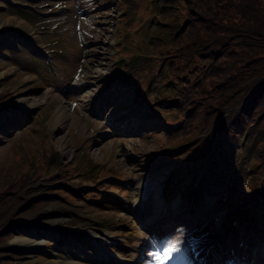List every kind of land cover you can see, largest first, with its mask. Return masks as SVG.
Wrapping results in <instances>:
<instances>
[{
    "label": "rangeland",
    "instance_id": "374dc122",
    "mask_svg": "<svg viewBox=\"0 0 264 264\" xmlns=\"http://www.w3.org/2000/svg\"><path fill=\"white\" fill-rule=\"evenodd\" d=\"M94 6H99V0H95ZM164 0H152L151 5L153 10L157 9L160 10L163 7ZM12 3H18V4H24L21 0H14ZM45 3V2H44ZM42 3V4H44ZM50 3L51 12H55L53 14V18L51 19V22L54 24H62V29L64 30L67 37L75 39L74 35V24H75V11L73 10V7L70 4L61 3L58 7H54V2H46ZM141 1L138 2L140 4ZM12 6V4L3 7L0 11V21H4L7 19L8 13V7ZM106 9L105 8H98L95 9L92 13H95V16L100 21H104L105 25H100L98 28V24H93V29L90 31L92 32L91 36L99 37L100 36V42L108 41L111 39L110 34L107 32V30H110V26L114 24V15L115 13L110 8L104 13ZM138 15L131 16V19L133 20L134 24L135 22H138L140 20H143L145 16L141 15L142 11L144 9H136ZM109 15V16H108ZM109 19L108 23L107 21L103 19ZM150 22H153V27L150 28ZM162 24H164V21L160 18V14L153 13V15L150 18V21L147 25L143 27V34H148L152 30H161ZM122 32L129 31L123 30V28H120ZM45 41H47L48 36L47 32H43ZM113 39H111L110 42H112ZM100 44V43H99ZM99 44H96L92 46V49H94L95 53L90 56V60L88 65H97L99 66L100 72H106L107 69L104 67H101L102 64V55L99 53H107V48L99 46ZM107 46H110L107 44ZM77 57L76 54H73L72 57L67 58L66 60L57 63V65H60L61 63L66 64V62H69L67 64L68 66L74 61V59ZM105 65L107 63H104ZM27 67H32V65L26 63ZM45 63L40 62L38 66V70L45 69ZM91 71H86V74L84 77L88 78L87 76L93 75L95 76L94 79H84V77L79 81H85L86 83L89 82V85H85V82L83 85H79L78 88L74 90H70L68 93L71 95V100L68 101L67 99H64V102L66 103L64 106V110L66 111L64 114V117L61 121H56V131L54 134L50 135L49 141L44 142V145L55 144L56 153L58 154V157L66 158V160H70L71 164H74L78 161V164H74L78 170L82 171L83 163L78 159V155L76 153L75 147L77 144L73 145V141H71L72 137H70L71 130L73 131L74 136L76 137V141L80 143H84L82 146V150L85 151L90 160L91 164L93 166H97L99 168V171H112L115 173L117 170L120 172L117 168V166L120 165V170L122 173V176H118L119 178L128 179L130 177L131 171L136 170L135 162L144 154L143 152L150 150V146L154 145L155 139L152 136H145L140 134V130L135 128L134 126H129V124H126L123 122V119L126 121L132 120V122H136V119L132 118L131 116L127 115H121L119 116V110L116 108L118 105L128 104V99L126 97H122V100L116 99L112 100V102L109 105L110 112L106 114L105 110H103L102 105H97L96 108H93L98 102L101 100L103 96V91L107 89V86L105 85V82L102 81V76L97 74H91ZM10 73L8 70L0 72L1 75H5ZM264 80V77L262 78ZM9 80L11 81V91L15 94L14 103H16L17 108L20 110H26L30 113V103L33 100V97L29 95L31 92L30 89L27 87H20L18 88V79L15 76V72L11 73L9 76ZM89 80V81H88ZM88 92H93V96L91 97H84L85 94ZM81 101V102H80ZM83 101V102H82ZM71 103H75V106H70ZM35 104V103H32ZM81 105V106H80ZM79 109V111H77ZM78 112L81 115V120L79 124L75 125L73 123V116L74 114ZM106 114V115H105ZM88 115L89 117H86ZM100 116H106V120H109L108 124H106V127L108 128V132L105 135H100L101 131H98V128L96 126H100V122H94L93 119H100ZM117 117V118H116ZM116 118V119H114ZM86 121L92 122V128L94 132H97L94 135L88 134V128L86 125ZM25 133H30V128H25ZM23 133L22 129L19 130L18 133H16L11 139H6L5 142L0 144V160H1V168L3 167V160L8 159L10 164V173L15 174L18 172L22 166V143L23 139L19 138L16 140L17 136H21ZM27 135V134H26ZM121 137L126 138L124 141L121 140L122 143H116L118 139ZM131 137V138H129ZM26 138H30L29 136H26ZM116 138V139H115ZM30 139L37 140L35 137H31ZM16 140L15 142H13ZM1 141H4V139H1ZM87 142V143H86ZM81 145V144H80ZM34 147V145H33ZM26 148V146H25ZM85 154V158L87 159L88 156ZM183 156L179 158V160H182ZM234 160L231 161V165L226 168L222 169V180L220 183L217 184V187L219 189L223 188L226 185V177L232 172L235 175L236 179V186L235 192L236 195L239 193H243V180L245 178V165L246 162L244 161L243 164L239 168L233 167ZM165 165V164H163ZM160 165L159 167L163 166ZM166 166V165H165ZM157 167V168H159ZM156 168V169H157ZM168 169V168H167ZM2 170V169H1ZM167 171V170H166ZM165 171V172H166ZM130 172V173H129ZM163 173V175L165 174ZM129 174V175H127ZM101 176H107V174L103 175H97L98 177ZM154 176L153 173L149 174V177ZM19 177V176H18ZM15 176V181H20L21 179ZM162 176H158L157 178H161ZM122 178V179H123ZM133 178V177H132ZM113 179V176H108L105 178L107 182L110 183V181ZM90 179H82L78 178L75 180H72V183H77L79 186L76 187V190L79 189H85L87 190H94L97 186L95 182L89 181ZM98 180V179H97ZM133 180V179H132ZM155 180V179H153ZM134 183H137V180H133ZM118 185V183H111V185ZM0 188H1V182H0ZM35 189H27L25 191V196L29 197L33 193H35ZM76 197L75 196H67L64 195H56L54 194V198H47L45 200L36 199L33 200L35 204H33L29 209L20 210L21 207H23L27 202H29L28 198L22 199V198H14L6 203H4L0 207V229L5 227L9 222H13L16 220H26L34 223L35 225H41L43 226V232L40 234L35 235L34 237L31 236L30 231H26V235L19 234V231L10 233L6 232L8 229H4L3 234H0V264H47L50 262L51 259L54 257L58 259V261L62 264L64 261H67L69 264H81L80 261L77 259L71 260V256L67 255V257H64V247L63 244H60L61 247H56L55 244L52 242L53 235L56 231H60L61 228L66 227L70 224V221L68 217L78 218V219H86L87 217H90V213H92L89 209V206H93V204L89 201H85L82 199V193L76 191ZM117 194V192H115ZM264 194V192H263ZM87 197H85L86 199ZM254 198V204L253 207L255 208V211L257 212V209L259 208V211L261 210L262 215L264 216V201L263 205L260 206V200L263 198L258 191ZM247 205H250L251 202H247ZM18 210V212H15V210ZM62 210L67 211L68 214L62 213ZM254 212V211H253ZM39 215L41 216L40 220L38 218ZM49 216V217H48ZM56 216V217H55ZM63 216V217H62ZM46 217V218H45ZM38 220H37V219ZM130 219V216H126L125 218L120 220V225H125L128 223ZM90 220V219H88ZM92 220V219H91ZM97 223H102L104 220H94ZM246 222V221H244ZM59 228V229H58ZM248 228V227H247ZM98 229L101 230V232H105L104 229L93 227L91 229L87 230V234L90 232H94L93 230ZM45 230V231H44ZM55 231V232H54ZM25 236L26 239H29L31 241L35 242L36 239H43V243L45 245L43 247H36V248H20L17 247L14 244V240L16 238ZM92 239V241H95L96 243L101 242V240ZM41 241V240H37ZM5 250V251H4ZM75 254L83 256V254L79 251H75ZM62 257H64L62 259ZM77 258V256L75 257Z\"/></svg>",
    "mask_w": 264,
    "mask_h": 264
},
{
    "label": "trees",
    "instance_id": "16d2710c",
    "mask_svg": "<svg viewBox=\"0 0 264 264\" xmlns=\"http://www.w3.org/2000/svg\"><path fill=\"white\" fill-rule=\"evenodd\" d=\"M226 1L234 8L231 15L227 19L213 13L211 19H203L194 45L196 54L206 56L215 66L213 71L201 68L204 84L214 87V96L229 104L254 91L257 84L258 89L264 88L260 81L264 75V0ZM203 13L210 15L208 10ZM234 43L237 46L230 52L227 44ZM258 103L257 117L264 124V98ZM243 115L250 117L247 112Z\"/></svg>",
    "mask_w": 264,
    "mask_h": 264
},
{
    "label": "bare ground",
    "instance_id": "6f19581e",
    "mask_svg": "<svg viewBox=\"0 0 264 264\" xmlns=\"http://www.w3.org/2000/svg\"><path fill=\"white\" fill-rule=\"evenodd\" d=\"M81 102V101H80ZM83 102V101H82ZM167 170V166L163 165L153 172L154 176L149 177V174L146 175L140 182L138 181L141 177V174H132V179L137 180V183H134L133 186V196H137L136 199L133 200V202H137L136 205L137 207H141L145 204V202L149 199L151 193L153 192V183L157 175L162 176L163 173ZM130 173V172H129ZM224 210V208L220 209L219 212L221 214V211ZM240 222V221H239ZM95 238V237H94ZM94 244H98L95 241H92ZM14 244L17 247L20 248H27L32 250L31 248H36V247H43V241H31L29 239H26L25 236L18 237L14 240ZM108 263H112L111 260H107ZM47 264H61L57 258H53L48 262ZM62 264H69L67 261H64Z\"/></svg>",
    "mask_w": 264,
    "mask_h": 264
},
{
    "label": "snow or ice",
    "instance_id": "6c2138e0",
    "mask_svg": "<svg viewBox=\"0 0 264 264\" xmlns=\"http://www.w3.org/2000/svg\"><path fill=\"white\" fill-rule=\"evenodd\" d=\"M172 251H173V248L168 247L163 251V253L157 252L154 257L157 264H166V261L171 259L170 253Z\"/></svg>",
    "mask_w": 264,
    "mask_h": 264
}]
</instances>
